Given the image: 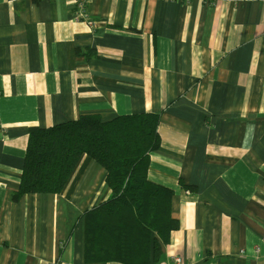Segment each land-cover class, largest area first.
Wrapping results in <instances>:
<instances>
[{
    "label": "crops",
    "instance_id": "0c3cea01",
    "mask_svg": "<svg viewBox=\"0 0 264 264\" xmlns=\"http://www.w3.org/2000/svg\"><path fill=\"white\" fill-rule=\"evenodd\" d=\"M83 1L0 0V264H86L83 215L110 197L82 156L12 203L28 129L152 112L148 179L179 225L152 264H264V0Z\"/></svg>",
    "mask_w": 264,
    "mask_h": 264
},
{
    "label": "trees",
    "instance_id": "16d2710c",
    "mask_svg": "<svg viewBox=\"0 0 264 264\" xmlns=\"http://www.w3.org/2000/svg\"><path fill=\"white\" fill-rule=\"evenodd\" d=\"M86 60L95 55L77 52ZM159 113L98 115L48 128H29L23 168L11 202L25 195H58L82 156L105 172L110 197L83 215L86 264L157 263L179 225L171 216L173 191L148 179L150 154L160 147ZM185 190L190 186L180 182Z\"/></svg>",
    "mask_w": 264,
    "mask_h": 264
},
{
    "label": "built area",
    "instance_id": "2783aa9c",
    "mask_svg": "<svg viewBox=\"0 0 264 264\" xmlns=\"http://www.w3.org/2000/svg\"><path fill=\"white\" fill-rule=\"evenodd\" d=\"M169 1H173V0H169ZM231 1H236V0H231ZM84 7V1L83 0H77L76 2V6H75V10H81ZM175 264H181V260L178 258H175L174 260Z\"/></svg>",
    "mask_w": 264,
    "mask_h": 264
},
{
    "label": "rangeland",
    "instance_id": "374dc122",
    "mask_svg": "<svg viewBox=\"0 0 264 264\" xmlns=\"http://www.w3.org/2000/svg\"><path fill=\"white\" fill-rule=\"evenodd\" d=\"M84 7H85V4H84ZM84 7H83V9H81V10H79V11L84 13Z\"/></svg>",
    "mask_w": 264,
    "mask_h": 264
}]
</instances>
